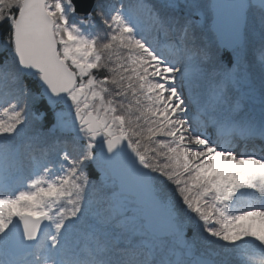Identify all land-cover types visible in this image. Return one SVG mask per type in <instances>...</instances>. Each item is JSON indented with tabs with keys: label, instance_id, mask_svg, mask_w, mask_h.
Returning <instances> with one entry per match:
<instances>
[{
	"label": "snow or ice",
	"instance_id": "obj_1",
	"mask_svg": "<svg viewBox=\"0 0 264 264\" xmlns=\"http://www.w3.org/2000/svg\"><path fill=\"white\" fill-rule=\"evenodd\" d=\"M0 264H264V0H0Z\"/></svg>",
	"mask_w": 264,
	"mask_h": 264
}]
</instances>
